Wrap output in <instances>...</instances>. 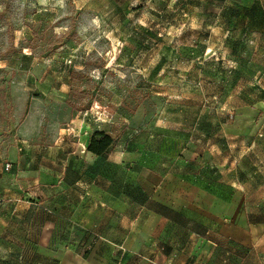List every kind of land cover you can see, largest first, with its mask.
<instances>
[{"label":"rangeland","instance_id":"1","mask_svg":"<svg viewBox=\"0 0 264 264\" xmlns=\"http://www.w3.org/2000/svg\"><path fill=\"white\" fill-rule=\"evenodd\" d=\"M238 7L0 0V136L30 114L44 135L76 148L77 125L110 122L115 146L212 153L264 175V10ZM244 107L253 116L235 124Z\"/></svg>","mask_w":264,"mask_h":264},{"label":"crops","instance_id":"2","mask_svg":"<svg viewBox=\"0 0 264 264\" xmlns=\"http://www.w3.org/2000/svg\"><path fill=\"white\" fill-rule=\"evenodd\" d=\"M233 1L264 10V0ZM240 112L235 124L253 116ZM31 117L0 136V264H264V175L255 165L199 151L180 158L154 144L99 157L83 146L94 123L75 127L81 139L71 148ZM94 125L117 136L110 122Z\"/></svg>","mask_w":264,"mask_h":264},{"label":"trees","instance_id":"3","mask_svg":"<svg viewBox=\"0 0 264 264\" xmlns=\"http://www.w3.org/2000/svg\"><path fill=\"white\" fill-rule=\"evenodd\" d=\"M116 139L102 131L95 132L89 139L87 151L99 157L107 156L115 147Z\"/></svg>","mask_w":264,"mask_h":264},{"label":"built area","instance_id":"4","mask_svg":"<svg viewBox=\"0 0 264 264\" xmlns=\"http://www.w3.org/2000/svg\"><path fill=\"white\" fill-rule=\"evenodd\" d=\"M11 163H9V162H6V163H4V169L6 170V171H9L10 169H11Z\"/></svg>","mask_w":264,"mask_h":264}]
</instances>
